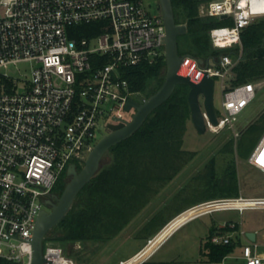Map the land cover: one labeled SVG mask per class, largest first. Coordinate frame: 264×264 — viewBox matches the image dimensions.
I'll list each match as a JSON object with an SVG mask.
<instances>
[{
	"label": "built area",
	"instance_id": "1",
	"mask_svg": "<svg viewBox=\"0 0 264 264\" xmlns=\"http://www.w3.org/2000/svg\"><path fill=\"white\" fill-rule=\"evenodd\" d=\"M204 13L207 18L233 21L210 31L215 48L233 47L241 43L245 28L264 18V0H211ZM99 20L106 23L104 32L74 36L73 27ZM162 36L166 27L159 0H0L1 258L32 264L33 245L28 241H33L41 211L49 208L50 193H55L61 176L68 175L71 163L84 166L98 143L97 130L103 138L110 124L119 123L114 116L131 120L125 115L126 103L142 93L130 89L123 68L154 64L165 56ZM183 58L195 62L196 69L208 72L215 82L221 79L222 114H217L214 125L204 112L207 127L217 132L233 126L257 93L253 82L230 84L240 58L223 55L217 64L201 63L188 54ZM21 62L34 64L31 78L9 72ZM106 119L110 121L102 131L99 123ZM263 151L264 135L248 159L264 172ZM192 209L197 210L190 220L222 211L243 216L247 210L264 211V197L217 198ZM250 232L255 240L248 237ZM259 234L242 222L225 221L210 241L234 248L209 264H227L231 258L242 264H264ZM155 237L116 264L147 263L164 242L149 248ZM43 254L53 258V264H80L58 245L44 244Z\"/></svg>",
	"mask_w": 264,
	"mask_h": 264
},
{
	"label": "trees",
	"instance_id": "2",
	"mask_svg": "<svg viewBox=\"0 0 264 264\" xmlns=\"http://www.w3.org/2000/svg\"><path fill=\"white\" fill-rule=\"evenodd\" d=\"M206 1L211 0H172L176 23L186 22L188 26L187 34L178 38L179 54L213 60L216 64L223 55H231L234 59L239 57L233 69L231 85L263 80L264 18L243 30L239 45L215 48L210 31L232 25L233 21L228 18L217 21L200 18L199 6ZM105 25L104 21L99 20L75 26L72 30L76 37H92L104 32ZM93 58L100 57L94 55ZM102 60L107 62V59ZM165 73V56L154 64L141 63L123 68V77L129 81L130 89L147 97L161 88ZM189 90L187 85H178L171 97L148 116L138 131L105 154L99 171L81 190L66 217L47 234L44 244L48 240L54 245H65L115 237L149 203L157 187L171 181L181 171L191 158L190 152L184 148L188 124L192 120ZM263 132L264 112L244 128L238 138L229 139L221 152L233 155V160L229 159L221 179H217L216 160L211 159L207 165V178L216 193L210 198L240 196L235 155L248 160ZM82 168L78 164V171ZM68 179L67 173H64L55 186L54 192L59 196ZM165 223V219H162L158 225L162 227ZM216 230L215 226L211 228L210 235L201 246L200 252L209 263L222 260L234 248L232 245L213 244L210 238ZM145 232L147 235L156 233ZM0 264L17 263L0 257Z\"/></svg>",
	"mask_w": 264,
	"mask_h": 264
},
{
	"label": "rangeland",
	"instance_id": "3",
	"mask_svg": "<svg viewBox=\"0 0 264 264\" xmlns=\"http://www.w3.org/2000/svg\"><path fill=\"white\" fill-rule=\"evenodd\" d=\"M206 3L207 1L202 2L199 6V17L203 19L207 18L204 13ZM208 19L218 20L217 18ZM180 24H186V22ZM212 46L214 47L213 43ZM187 47L188 44L185 45V48ZM33 67L34 64L31 62H21L16 66L12 65L9 72L15 76L31 78ZM252 82L257 87L256 97L237 116L233 126H226L217 132L208 128L204 134H200L192 120L189 122L184 148L190 152V160L171 181L157 187L149 203L125 225L119 234L104 241H78L58 246L80 264H116L135 254L147 243L148 239L156 236L149 248L153 249L159 243L164 242L145 264H209L207 258L200 252L201 246L210 235L211 228L218 227L225 221L242 222L243 226L249 230H259L258 240L264 243V211L247 210L243 216L237 211H222L191 220L190 217L196 214L197 209L188 212L191 207L200 203L222 198L220 196L209 197L214 192L216 193V190L212 189V183L209 184L207 165L212 158H215L217 179H221L229 159L233 160V155L221 152L222 148L232 137L238 138L241 131L264 112V79ZM132 99L141 100V94L133 95ZM223 99L221 79L217 77L214 105L219 116L222 114ZM133 113L134 110L125 115L127 118H132ZM109 121V119L101 120L99 128L103 131ZM263 135L264 132L257 144ZM101 139L102 135L97 130L98 142ZM235 158L234 162L238 168V180L241 186L240 196L264 197V172L250 165L248 160H243L236 155ZM70 180L71 177L68 182ZM185 211L188 213L185 214ZM162 219H165L166 223L161 227L158 223ZM146 230L156 233L147 235ZM48 243L53 244L51 240L45 242L46 245ZM232 255L236 256L237 253ZM227 264L242 263L231 258Z\"/></svg>",
	"mask_w": 264,
	"mask_h": 264
},
{
	"label": "water",
	"instance_id": "4",
	"mask_svg": "<svg viewBox=\"0 0 264 264\" xmlns=\"http://www.w3.org/2000/svg\"><path fill=\"white\" fill-rule=\"evenodd\" d=\"M159 3L166 27V36H162L161 41L165 43L166 49L164 83L155 94L141 102L134 99L127 101L126 111L135 110L131 120L126 121L114 116V119H118L119 123L110 124L108 126L109 132L106 134L102 132L104 134L103 138L89 154L80 171H78L76 165L70 164L68 176L71 177V180L60 196L50 193L53 195L52 199L46 202L49 208L41 211L34 231L33 241H28L32 242L33 245L32 264H53V258H47L43 254L44 241L47 234L66 217L81 190L99 171L105 154L113 146L128 139L138 131L148 116L171 97L178 85H187L190 88L188 102L190 104L192 122L200 134H204L208 130L205 113L212 124H218L214 105L215 79L208 72L198 71L195 62L183 58L185 55L179 54L178 38L187 34L188 26L187 24L176 23L172 0H159ZM199 61L201 63L204 62L203 59H199ZM248 237L252 240L256 239L254 232L248 233Z\"/></svg>",
	"mask_w": 264,
	"mask_h": 264
},
{
	"label": "flooded vegetation",
	"instance_id": "5",
	"mask_svg": "<svg viewBox=\"0 0 264 264\" xmlns=\"http://www.w3.org/2000/svg\"><path fill=\"white\" fill-rule=\"evenodd\" d=\"M146 98H148L147 96H146V94H144V93H142L141 94V100H139L138 102H141V101H143L144 99H146ZM132 110H134V109H132ZM131 110V111H132ZM131 111H127V112H131ZM134 112H135V110H134ZM134 114V113H133ZM58 195V194H57Z\"/></svg>",
	"mask_w": 264,
	"mask_h": 264
},
{
	"label": "bare ground",
	"instance_id": "6",
	"mask_svg": "<svg viewBox=\"0 0 264 264\" xmlns=\"http://www.w3.org/2000/svg\"><path fill=\"white\" fill-rule=\"evenodd\" d=\"M261 150H262V149H261ZM261 150H260V151H261ZM260 151H259V154H260ZM259 154H258V155H259ZM260 160H264V151H263L262 154L260 155ZM192 210H195V209H192ZM188 212H190V210H189ZM188 212H186L185 214H187ZM185 214H183V215H185ZM183 215H181V216H183ZM181 216H180V217H181ZM180 217H179V218H180Z\"/></svg>",
	"mask_w": 264,
	"mask_h": 264
}]
</instances>
